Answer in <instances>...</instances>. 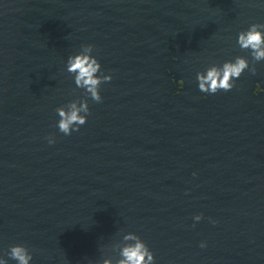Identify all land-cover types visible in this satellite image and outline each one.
<instances>
[{
    "label": "water",
    "instance_id": "water-1",
    "mask_svg": "<svg viewBox=\"0 0 264 264\" xmlns=\"http://www.w3.org/2000/svg\"><path fill=\"white\" fill-rule=\"evenodd\" d=\"M251 23L259 0H0V255L100 264L131 231L155 264H264V61L227 93L196 79ZM83 44L112 80L64 135Z\"/></svg>",
    "mask_w": 264,
    "mask_h": 264
},
{
    "label": "clouds",
    "instance_id": "clouds-1",
    "mask_svg": "<svg viewBox=\"0 0 264 264\" xmlns=\"http://www.w3.org/2000/svg\"><path fill=\"white\" fill-rule=\"evenodd\" d=\"M259 3L264 5V0H259ZM236 44L241 50L247 51L248 56L237 55L219 63H210L196 73L198 88L206 96L221 90L225 93L229 92L235 87L236 80L245 70L255 74L256 62L264 61V23H251L246 29L240 30L236 37ZM93 50V45L83 44L79 51L67 57L65 71L71 74L76 88L81 89L83 94L70 100L66 105L56 108L58 115L56 126L64 135L79 131L80 126L87 122L90 114L89 99L100 102L102 100L101 84L112 80V75L102 70V65L93 54ZM179 84L183 87V79L179 81ZM47 141L49 144H54L56 138L54 135H49ZM193 219L200 221L202 214L195 215ZM206 246V241L200 242L201 248ZM113 249L117 252L118 258L114 260L109 256L100 264H155L156 257L153 251L135 232L123 233L122 237L113 244ZM7 257L14 260L16 264H32L33 261V253L23 243L10 245ZM0 264H9L8 258L0 255Z\"/></svg>",
    "mask_w": 264,
    "mask_h": 264
}]
</instances>
